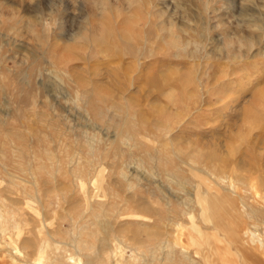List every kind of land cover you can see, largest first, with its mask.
Here are the masks:
<instances>
[{
  "label": "rangeland",
  "instance_id": "1",
  "mask_svg": "<svg viewBox=\"0 0 264 264\" xmlns=\"http://www.w3.org/2000/svg\"><path fill=\"white\" fill-rule=\"evenodd\" d=\"M199 195L263 238L264 0H0V264H208Z\"/></svg>",
  "mask_w": 264,
  "mask_h": 264
},
{
  "label": "bare ground",
  "instance_id": "2",
  "mask_svg": "<svg viewBox=\"0 0 264 264\" xmlns=\"http://www.w3.org/2000/svg\"><path fill=\"white\" fill-rule=\"evenodd\" d=\"M146 43L149 42L147 41ZM135 61L140 64L139 57H136ZM243 85H245L244 82H239L236 88L244 87ZM198 202L202 208V220L205 223L209 222L214 225L216 229L215 235L218 237L220 244V248L217 246L213 247V254L209 256L205 254L204 260L208 264H264V236L260 238L255 234L256 230H252V232L251 230H246V224L239 221L237 208L233 209V203L228 198H208L207 196L199 195ZM224 202L227 204L225 209L222 208ZM254 227L258 228L257 225ZM192 228L203 234L201 228L199 229V227L194 225H192ZM222 233L225 236H222ZM206 244L208 246L211 245L209 241H206ZM248 246L250 248H247ZM116 248L115 257L120 260L124 255H121L118 244ZM209 249L212 250V246ZM247 249L253 250V252H248ZM118 253L120 255H117ZM68 261L70 264H84L82 258L78 255L70 256ZM117 264H120V262H117Z\"/></svg>",
  "mask_w": 264,
  "mask_h": 264
}]
</instances>
